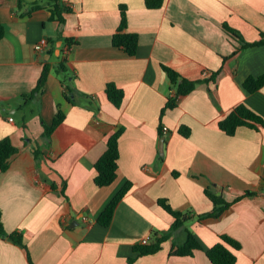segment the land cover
I'll return each instance as SVG.
<instances>
[{
  "label": "crops",
  "instance_id": "0c3cea01",
  "mask_svg": "<svg viewBox=\"0 0 264 264\" xmlns=\"http://www.w3.org/2000/svg\"><path fill=\"white\" fill-rule=\"evenodd\" d=\"M64 1L73 10L61 23L42 0H0V140L10 137L19 149L9 169H0V210L7 232L22 233L28 247L0 237V264H212L205 250L221 235L241 243L236 264H264V127L229 136L219 125L241 103L264 116V87L244 88L248 77L264 75V43L243 46L226 29L261 41L264 0H163L160 8L146 0ZM37 2L44 7L29 13ZM121 5L128 30L139 35L135 56L113 45ZM43 39L48 44L37 50ZM64 60L72 92L57 73ZM47 64L44 91L23 106ZM163 66L202 82L162 116L172 93ZM111 82L124 90L120 108L106 94ZM59 110L65 120L48 137ZM161 126L168 132L161 135ZM120 128L118 178L100 187L95 164ZM127 183L111 225L102 226L100 214ZM207 189L228 202L255 194L199 220L214 208ZM160 199L191 218L158 252L138 256L135 246L154 242L174 222ZM186 230L205 250L171 255Z\"/></svg>",
  "mask_w": 264,
  "mask_h": 264
},
{
  "label": "trees",
  "instance_id": "16d2710c",
  "mask_svg": "<svg viewBox=\"0 0 264 264\" xmlns=\"http://www.w3.org/2000/svg\"><path fill=\"white\" fill-rule=\"evenodd\" d=\"M21 1V0H19ZM47 2L52 12L51 19L59 20L61 23L65 22V14L70 13L73 9L68 6L64 0H42ZM149 8H160L163 5V0H146ZM44 7V4L37 2L31 5L29 13H33ZM121 11V23L113 35V45L123 49L128 55L135 56L139 48V35L137 33L130 32L128 30V18L126 5L120 6ZM227 31L234 37L240 39L243 42V46H254L264 43V34L261 41L255 43H249L244 40V37L237 30L226 25ZM5 36V27L0 22V41ZM67 43L71 47L74 44L72 39H67ZM49 64L45 65L41 78L39 79L37 87L31 93L23 96V106L29 104L38 94L44 91L48 75L51 71ZM163 69L168 73L172 83V93L168 99L166 107L163 109L162 116L168 108H175L178 106L181 98L191 94L196 90L197 86L202 80H190L182 77L176 70L163 66ZM57 73L61 75L62 82L66 84V87L73 91L69 83L68 68L65 64V60L58 66ZM216 76L218 72L215 73ZM264 87V75L254 77H248L244 82V88L248 93H255ZM106 94L110 102H112L117 108L122 106L124 101V90L118 87L115 83H108L106 87ZM65 114L62 110H59L52 125H47L45 128V134L48 137L54 133L60 124L65 120ZM162 125V124H161ZM220 128L229 136H234L237 130L242 126L258 129L264 127V116L256 113L245 103H241L236 106L228 116L220 121ZM164 128L160 127V133L163 135ZM165 132V131H164ZM180 134L189 137L191 130L187 126H182L179 130ZM124 133V129L120 128L107 140V150L96 162L95 168L97 175L95 182L100 187H106L112 185L118 178L119 159H120V138ZM19 149L16 147L10 137H5L0 140V169L5 172L10 167L11 160L18 154ZM36 157H40L42 151L39 148L34 149ZM132 184L127 183L119 193L113 198L105 210L100 214L98 223L104 227H109L114 218V214L118 204L122 201L128 191L131 189ZM54 187H56L54 185ZM254 192L247 191L244 195L238 197L233 202L225 200L223 195L218 192H213L210 189L206 190V195L212 200L214 208L212 212L199 216V220H203L207 217H220L228 208H230L235 202L241 200L246 196L254 195ZM159 204L166 210L173 218L174 222L167 233H163L162 237L155 234V241L143 246H135V250L138 256L153 254L158 252L162 248V243L168 239L170 235L178 230L185 228L186 223L190 220V212H184L174 209L166 199H160ZM186 239L182 244H174L171 251V255L176 256H193L198 250H205L196 234L191 230H186ZM0 237L9 239L17 245L22 246L28 251V247L24 242V235L20 232H7L4 222L2 211L0 210ZM242 248L241 243L229 235H221L220 242L213 247L205 250L208 258L212 264H236L238 257L237 251ZM29 254V253H28ZM30 257V256H29ZM31 261V259H30ZM131 262L135 259L131 258Z\"/></svg>",
  "mask_w": 264,
  "mask_h": 264
},
{
  "label": "built area",
  "instance_id": "2783aa9c",
  "mask_svg": "<svg viewBox=\"0 0 264 264\" xmlns=\"http://www.w3.org/2000/svg\"><path fill=\"white\" fill-rule=\"evenodd\" d=\"M47 44H48L47 40L43 39L42 41H40V42L36 45V49H37V50H41V49H43ZM10 120L13 121L14 118H10ZM164 131H165V132H168V128L165 127V128H164ZM143 243H144V244H147V243H148V239H144V240H143Z\"/></svg>",
  "mask_w": 264,
  "mask_h": 264
},
{
  "label": "water",
  "instance_id": "95a60500",
  "mask_svg": "<svg viewBox=\"0 0 264 264\" xmlns=\"http://www.w3.org/2000/svg\"><path fill=\"white\" fill-rule=\"evenodd\" d=\"M163 145H164V140H163Z\"/></svg>",
  "mask_w": 264,
  "mask_h": 264
}]
</instances>
